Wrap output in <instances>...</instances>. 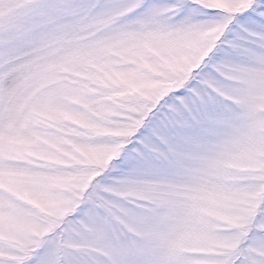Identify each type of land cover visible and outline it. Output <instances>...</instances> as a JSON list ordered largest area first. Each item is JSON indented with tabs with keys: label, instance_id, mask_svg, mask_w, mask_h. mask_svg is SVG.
<instances>
[{
	"label": "snow or ice",
	"instance_id": "1",
	"mask_svg": "<svg viewBox=\"0 0 264 264\" xmlns=\"http://www.w3.org/2000/svg\"><path fill=\"white\" fill-rule=\"evenodd\" d=\"M0 264H264V0H0Z\"/></svg>",
	"mask_w": 264,
	"mask_h": 264
}]
</instances>
